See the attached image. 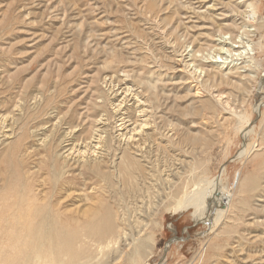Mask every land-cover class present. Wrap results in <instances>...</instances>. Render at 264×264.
I'll return each mask as SVG.
<instances>
[{
  "label": "rangeland",
  "instance_id": "rangeland-1",
  "mask_svg": "<svg viewBox=\"0 0 264 264\" xmlns=\"http://www.w3.org/2000/svg\"><path fill=\"white\" fill-rule=\"evenodd\" d=\"M248 4L254 7L256 20L247 17ZM263 14L264 0H0V115L8 117L7 127L12 129L11 123L13 126L9 139L0 134V182L10 176V165L17 161H27L26 168L37 174L34 169L50 162L53 146L70 140L68 135L73 132L74 138L90 131L95 119L106 120L110 133L117 119H123L122 132L132 134V122L128 120L135 107L134 92L139 91L146 100L148 116H153L154 125L162 124L164 129L161 136L150 132L155 141L146 144V153L150 151L147 159L129 162L134 169L128 173L134 178L125 181L114 172L116 168L121 171L118 163H123L117 160L119 151L116 158L111 157L119 144L114 141V148L106 147L105 155L109 162L113 161V174L120 178H115L116 188L108 189L121 195L118 201L116 194L111 197L95 192L101 184L94 185L95 179L84 170L82 177H74L76 184H84L85 188H72L65 194L62 187L57 190L64 195L61 207L68 216L82 215L83 224L95 216L93 209L98 210L99 204H110L112 219L116 217L114 224L121 228L119 234L131 236L119 242L116 257L119 252L121 257L113 260L112 255L107 264H132L126 259L131 250L127 243L132 237L147 235L151 238L150 254L137 264H264ZM243 30L249 35L240 41L238 36ZM230 35L237 43L231 45L237 48L231 49L234 53H225L230 47ZM226 40L228 44H224ZM218 54L226 57L225 67L213 64L219 58L212 56ZM228 54L236 56L232 60ZM140 80L155 84L158 102L162 107L165 103L162 113L154 115V95L146 91ZM117 103L124 116L112 111ZM8 119H12L11 123ZM18 138L20 141L16 142ZM67 144L72 157L82 150L77 140ZM248 144L249 151L241 154ZM42 172L39 170L36 179ZM90 182L97 190H92ZM212 188L210 203L208 198L201 203L195 201L202 215L197 217L194 206L187 205L184 210L176 206L181 199H187V203L200 200ZM221 193L230 197L227 206L219 202ZM120 199L122 209L117 205ZM201 209L206 211L204 216ZM65 221L71 227L80 226ZM111 246V251L102 252L117 250ZM17 247L0 244V249ZM100 255L96 256L97 262Z\"/></svg>",
  "mask_w": 264,
  "mask_h": 264
},
{
  "label": "bare ground",
  "instance_id": "bare-ground-1",
  "mask_svg": "<svg viewBox=\"0 0 264 264\" xmlns=\"http://www.w3.org/2000/svg\"><path fill=\"white\" fill-rule=\"evenodd\" d=\"M247 7L249 8V13H250V16H247V17H249V20H252L253 21L255 19L254 18L255 17L254 7H253L252 4H248ZM235 9H236V7H235ZM231 11H234V9L231 10ZM244 15L246 16V14H244ZM260 23H261L260 26H262L264 28V14H263V18L260 20ZM239 27H241V26L239 25ZM251 30H250V32H251ZM223 32H224V30H223ZM248 33L249 32L243 30V34L241 36H238L236 34L235 35L238 36L239 39H240V41H241V40H243L242 37H244L246 35H249ZM250 36H249V39H250ZM216 37H215V39H217ZM221 37H219V38L221 39ZM224 37L225 36H223V39H224ZM230 38H231V35L228 36V39L230 40V41L228 40L229 41V44L227 43V40L225 41L226 43H224V44L230 45L229 49H225V51H224L225 53H229L230 51L233 52L231 49L237 48L234 45L233 46L231 45L233 43H236L235 42L236 40L234 39L235 41H233ZM218 40L219 39H217V41ZM220 41H223V40H220ZM244 43H246V41ZM215 45L216 44H214V46ZM223 46L224 45H222L221 47H219L221 51H222V47ZM210 47H213V46H210ZM245 47H246V45H245ZM247 47H249V46H247ZM249 48H248V51L250 52V49ZM188 49H189V46H188ZM216 49H217V47H216ZM242 51H241V53H242ZM217 52H219V50H217ZM190 53H191V51H190ZM213 54H215V53H213ZM219 54L218 55H215V56H212L213 59L219 58V60H215L214 63L213 62L212 63L213 64H217L219 67H221V66L223 67L225 65V63H226V61H225L226 60V57L223 58V57H221L222 54L221 55H219ZM189 56L190 55H188V57ZM191 56H193V55H191ZM195 56H197V54ZM205 56L208 57L207 55H205ZM234 56H236V55H234ZM234 56L232 57L231 55L228 54V57H231V59L232 58H235ZM184 57H185V55H184ZM189 58H191V57H189ZM193 58H195V57H193ZM202 58H204V57H202ZM212 58H210V59H212ZM204 59L206 60V58H204ZM238 59H239V57H238ZM207 61H209V60H207ZM230 61H227V62L230 63ZM191 63H193V62H191ZM248 63H247V65H250L251 64V62H250V64H248ZM230 64H232V63H230ZM217 65H215V67ZM234 66H235V64H234ZM237 66H235V67H237ZM243 66H244V63H243ZM230 67H231V65H230ZM250 68H251V66H250ZM207 69L209 70V68H207ZM197 70L199 71L200 69H197ZM236 71H238V70H236ZM246 72H247V70H246ZM192 73H193V71H192ZM203 74L204 73H202V75ZM199 76H201V75H199ZM114 77H112V78H114ZM212 79H213V77H212ZM218 79H220V78H218ZM105 80H104V82H105ZM130 81L131 80H129V82ZM252 81H253V79H252ZM139 83L144 86V88L146 89V91L152 92V94L154 95V98H155V103H154V106H153V111H154L153 113H154V115H158V114L162 113L163 112V108L165 106V103L163 104V107H162V105L160 104V101L158 102L159 95L157 94V87L155 86V84L154 83H151L148 80H145V81H141L140 80ZM119 84H121V83H119ZM107 85H109V84H107ZM141 85H139V86H141ZM120 86H122V85H120ZM134 86H135V84H134ZM106 88H107V86H106ZM126 90H127V88H126ZM146 91H145V93H146ZM121 92H123V91H121ZM125 92H123L124 95L126 93H128L129 90L126 93ZM138 92L137 91L134 92V95L133 96L136 95V98L134 100L135 101V107L132 108V111L131 112L133 113V115L132 116L129 115L130 116V120H128V121H131L132 122V123L129 124V125H131L130 131H131L132 134L128 135V134H125V133L122 132L121 129L124 128V126H123L124 125L123 124V119H120L119 120V119L116 118L119 123L116 121L117 124L114 127V131H112V133H110L111 130H109L110 128H108V126L105 127V122L104 121H106V120H103V119H100V118L97 119V120L96 119L95 120L92 119L93 121H95L94 122L95 124L91 123L94 126H90V129H91L90 131L89 130H86V131H84L82 133V135L75 136L74 138H73V133H74L73 132V133H71V134L68 135V136H70L69 137L70 140H66L65 139L66 137H64L63 139H65L66 141L62 139L63 141H61V144H58L55 147L54 146L52 147V150H51V152L49 154L50 162H48V164L46 166L43 164L42 165L43 167L40 166L41 168L38 167L39 169H34V170H36L38 172L37 173L38 175H39V170H44V172L41 173L42 175L40 174L39 178L36 179L37 176H35V175H37V174H34L35 172L29 171L28 167L26 168L27 161H26V163L25 162L17 161V162H14V164H12L11 162H9V163H11V165H10L11 168H10V170H8L10 176L9 177H6L4 180H2L0 182V244L1 243L2 244H10V245H15L16 244V245H18V247L15 248V249H9V248L8 249H5V248L0 249V252H1L0 253V264H107L108 259H110L112 257V255H114V257H115V259H113V260L119 259L121 257L120 256L121 255V252H119L118 255H117V257H116V251L118 252L117 247L119 245V242H121L123 240H127L128 237L131 236V235L129 234V236H127L126 234H128V233H124V232H123L122 235L119 234V231H121L120 230L121 228H120V226L118 224L117 225L114 224V221H115V218L116 217L113 218L114 219V221H113L112 216L110 214V212H111L110 208L111 207L110 208L108 207L110 204L108 205V204H103L102 203V204H99V206L97 205L98 208L97 207L96 208L98 210H94L93 209V212L95 211L93 213V215L95 214V216L92 217V218H90V219H88V220H86L82 224V222H81L82 220H80V218H83L82 215L81 216H78L79 214L78 215L76 214V215L68 216L69 214H68V212L65 211L66 209L63 208V207H61L62 206L61 205V198L64 195L61 194L62 192L59 193L57 190L60 187H62L63 190H64L63 194H65V193L69 192L72 188H76V187H81L82 188V187H84L85 186L84 184L83 185L76 184V181H77V178L76 177L77 176L82 177V171L87 170V171H89V173H91V177L90 178H94L95 179V180H93L95 182L94 185L101 184L98 187V190H97V189H93V187L96 188V186H93V184L90 182L92 184V190H97L95 192H97L98 194L101 193V194L109 195V196L113 197V195H115L117 192L114 194L113 191H110L109 192L108 189L112 190V186L116 188V186H117V185H115L116 184V181L118 179H120V178L117 179L115 177V174L116 173L113 174L112 171L115 169L114 168V169L111 170V163L113 161L109 162V160L106 159L105 152H107V149H109L108 147L111 146V144L112 145L114 144V141H115V143H119V144H117V146L115 148L113 146H111V147L114 148V150L112 151L113 154L111 155V157L112 158L115 157L117 155L116 153L119 151V153L117 155V156H119V159H117V160H120V162H123L121 164L118 163L119 165H122L121 166V171L117 170V168H116L114 170V172H117L118 173L117 175H119V177L125 178V181L127 179H129V178H131V179L134 178V177H132V174H129L128 173L133 168V166L130 165L129 162H141V159H142V162H143V159H147L145 156L147 155V153L150 154L149 153L150 151L146 153V144H147L148 141H151V140L155 141L154 139H152L153 136H152V134L150 132L153 133L155 131V133H157L160 136L164 132V129H162V124H161V127H159L158 124L157 125H154V122H152V119H151L153 116H151V115L148 116L147 110H145V108H147V107H145L146 100H144L140 96V94ZM131 94H133V93H131ZM124 95H121V96H124ZM164 98H166V97H164ZM168 99H169V97H168ZM20 100H21V98H20ZM36 100H37V98H36ZM117 100H119V99H117ZM122 101H124V100H122ZM119 103H120V101H119ZM16 104H19V103H16ZM166 104H167V102H166ZM27 105H28V103H27ZM101 105H103L102 102H101ZM122 105H124V103ZM96 106H98V104ZM112 106H114V105H112ZM16 107L19 108V106H16ZM98 108L101 110L102 106H100V107L98 106ZM11 111H12V109H11ZM104 111H106V110H104ZM112 111H115V113L116 114H119V116H124L123 113H120V111H123V109L119 106V104L116 105L113 108ZM51 112H49V114ZM100 113H102V112H100ZM112 113H114V112H112ZM103 115H101L99 117H102ZM3 116L0 115V134H2V137L4 139H6V138L9 139L8 137H12L11 135L13 134L12 133L13 132V130H12L13 129V126H12V123L10 122L12 119L10 121L8 119V122L11 123V127H12V129H11V128L7 127V125H6V119L8 117H6V119H5V117H3ZM21 116H22V114H21ZM31 116H33V115L31 114ZM9 117H11V115ZM13 119H15V118H13ZM59 119H60V117H59ZM24 122H26V121H24ZM28 124H30V123H28ZM163 124H164V121H163ZM167 124H169V123L167 122ZM247 124H248V121H246V123L244 124V128H245V126ZM112 125H113V123H112ZM164 127H165V125H164ZM24 128H27V127H24ZM43 130H45V129H43ZM53 131H55V130H53ZM47 132H49V131H47ZM124 132H125V130H124ZM245 132H249V131L247 130ZM174 133H176L175 130H174ZM22 134H23V132L21 133V135ZM24 135H26V134H24ZM66 136H67V134H66ZM170 136H171V134H170ZM174 136H175V134H174ZM165 137H167V136H165ZM19 139L20 138H18L15 141L17 142ZM75 140H77L78 146L82 150L81 151L78 150L77 155H74L72 157L70 155L71 152H69V150L71 148H68L69 144H67V143L70 142V141H75ZM156 141H158V143H159V140H156ZM41 143L43 144V146H46L47 145V143H45V141H43V140H42ZM161 143H163V142H161ZM10 145H11V143H10ZM12 145H16V144L13 143ZM17 145H18V143H17ZM250 145H251V143H250ZM250 145L248 144L247 146H244V150L241 152V154H243L244 152L249 151ZM43 146H42V148H44ZM106 147H107V149H106ZM15 148L20 149V147L13 146V149H15ZM254 148H256V147H254ZM18 151H20V150H18ZM30 151H32V150H30ZM43 151L45 152L46 150H43ZM47 151H46V153H47ZM143 151H144V153H143ZM136 154H138V155H136ZM17 155H19V153ZM21 155L23 156L24 154L22 153ZM15 157L17 158V156H15ZM18 160H19V158H18ZM40 164H42V162ZM136 171L138 173V170H136ZM140 172H141V170H140ZM67 176L69 177V179L66 178ZM74 176H76V177H74ZM10 177H11V179H9ZM115 178L117 179L116 181H115ZM134 181H135V179H134ZM120 184H121V182H120ZM118 185H119V183H118ZM119 186L121 188V185H119ZM122 186H124V185H122ZM117 189H119V187ZM167 189H169V188H167ZM198 189H199V187H198ZM86 191H89V190H86ZM123 191L125 192V190H123ZM201 191H203V190H201ZM212 191L214 192V189L213 188L211 190L207 191L205 197L201 198L200 200H199V198L198 199H195V200L193 199V202H191V203H189V201H191V200H188V203L189 204L187 203V199H185V200L184 199L183 200L182 199L181 200H178V201H176V206H179L183 210L185 208H188L187 205L194 206V208H195L197 206V204L195 203V201H198V203H199L201 200L203 201V199L206 200L207 198L209 199V202L208 201L207 202L210 203L211 202L210 198H212V195H211V192ZM118 193H119V191H118ZM68 194H67V196H69ZM127 194H128V192H127ZM173 194H175V193L173 192ZM186 194H188V193H186ZM221 195H220L222 197L221 200L218 199V197L216 199L220 200L219 202L221 204H224L225 206H227L228 205L229 198H230L229 195H224V193H221ZM202 196H204V195H202ZM102 197L100 198L101 200H102ZM120 197H121V195H117L116 196V200L118 201V199ZM67 198H69V197H67ZM67 198H66V200H67ZM214 198H215V196H214ZM121 200L122 199L119 200V202L117 204L118 206L120 204H122V203H120ZM216 203H217V201H216ZM123 204H124V202H123ZM201 205H203V204H201ZM89 206H90V204H89ZM147 207H149V206H147ZM119 208L122 209L123 207L119 206ZM144 208H146V207L144 206ZM89 209H90V207H89ZM199 211H200V208L198 207L197 210H196L197 217H198V215L201 214V211H200V213H199ZM64 212H65V214H64ZM224 213H225V210H224L223 214ZM205 214H206V211L203 213V216ZM209 215H210V213H209ZM209 215H208V217H209ZM84 217H86V216H84ZM113 217H114V215H113ZM66 219L69 220V222H72V223H75V224L80 223V226H78V227H71V226H69L68 222L65 221ZM139 229H141V228H139ZM132 238L133 239L131 240V242L127 243V246L129 248H131V250L126 253L127 254L126 255V259H128L130 261V263H132V264H137L138 261L141 262V261H143L145 258H147L149 256L150 249H149V246H148V244H149L148 242H149V240L151 238L148 235L147 236H142V237L141 236H138V237H135V238L132 237ZM89 243H91L92 245H90ZM86 244L92 246V248L95 247V246H97V248H101L100 250H98V249L96 250L97 252L100 251V253H98V254H101L100 256H102L101 257V260H99V262H97V259H96V256L98 254L95 251V249L93 250L91 248L89 250H86L85 249L86 247H90V246H87ZM110 245L116 246L115 248L117 250H115L113 252H107V253L111 254L109 256V254H107V253L104 254L102 251L104 249H107V251H109L110 250L109 249L110 248ZM124 245H126V244H124ZM207 245H208V243H207ZM122 247H124V246H122ZM207 248H208V246H207ZM104 251H106V250H104ZM202 254H203V252H202ZM202 254H200V256L198 255L199 256V259H200V257H201Z\"/></svg>",
  "mask_w": 264,
  "mask_h": 264
}]
</instances>
